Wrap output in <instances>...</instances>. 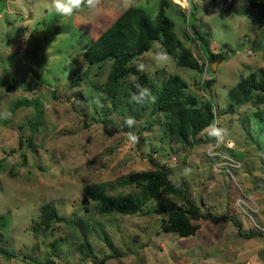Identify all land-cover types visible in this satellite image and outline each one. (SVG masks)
<instances>
[{
    "label": "rangeland",
    "instance_id": "obj_1",
    "mask_svg": "<svg viewBox=\"0 0 264 264\" xmlns=\"http://www.w3.org/2000/svg\"><path fill=\"white\" fill-rule=\"evenodd\" d=\"M160 1L99 0L94 9L63 17L50 0H0V113H11L0 118V264L49 257L57 264H264V112L251 104L224 112L230 89L264 68V9L247 0H189L187 8L169 0L167 15L200 66H178L159 40L135 60L159 81L181 75L200 102L214 99L216 123L226 129L217 155L209 153L215 138L208 128L184 145L152 104L143 110L127 96L115 106L105 89L112 61L90 64L84 56L129 6L154 17ZM193 29L225 57L209 62ZM210 78L208 92L201 83ZM126 117L135 120L131 128ZM150 156L204 212L232 214L240 226L199 220L196 235L180 237L162 228L168 212L185 203L177 196L153 199L132 215H102L83 199L89 183L134 191L119 182L154 169ZM46 202L65 217L51 228L39 223Z\"/></svg>",
    "mask_w": 264,
    "mask_h": 264
},
{
    "label": "trees",
    "instance_id": "obj_2",
    "mask_svg": "<svg viewBox=\"0 0 264 264\" xmlns=\"http://www.w3.org/2000/svg\"><path fill=\"white\" fill-rule=\"evenodd\" d=\"M247 2L253 7L264 9V0ZM168 7L169 1L161 0L156 15L152 17L141 6H129L86 47L84 56L90 64L112 61L105 89L115 106L121 98L138 94L141 88L149 89L155 102L146 99L137 104L143 110L152 104L155 110L163 112L169 134L177 137L184 145L191 146L192 139L216 122L221 114L219 111L215 113L217 106L214 99L207 96L200 102L195 95L187 93L188 84L181 75L174 74L159 81L142 71L141 66L135 63V60L151 49L155 40H159L178 66L190 69L200 66L192 50L178 38L175 21L167 15ZM191 35L209 62L225 57L223 53L213 51L207 38L197 29L191 30ZM131 77L134 79L130 86H125V81ZM214 82V78L202 81V89L211 91ZM229 96L231 101L224 112H235L237 107L246 104L264 112V68L250 72L230 89ZM150 160L154 169L133 171L119 182L125 187L135 186L134 191L117 192L118 185L115 182L89 183L83 190V199L97 203V212L102 215H132L141 212L153 199L166 195L177 196L185 203L168 212V217L162 220V228L165 232H175L180 237L196 235L200 229L199 220H213L217 223L233 221L240 226V221L232 214L213 215L204 212L202 206L188 195L184 184L176 183L170 178L164 164L157 162L153 156H150ZM41 210L39 223L45 228H51L53 224L65 220L52 202L44 203ZM253 234L251 232L248 236ZM40 263L57 264L53 257Z\"/></svg>",
    "mask_w": 264,
    "mask_h": 264
},
{
    "label": "clouds",
    "instance_id": "obj_3",
    "mask_svg": "<svg viewBox=\"0 0 264 264\" xmlns=\"http://www.w3.org/2000/svg\"><path fill=\"white\" fill-rule=\"evenodd\" d=\"M99 0H50L48 7L54 12L63 17H71L75 12L80 11L84 8L94 9L97 7ZM175 3L180 4L182 7H189V0H175ZM136 103H143L146 99L149 102H155V97L151 95L149 89L141 88L139 89L138 94L134 93L131 97ZM11 115L10 112L4 110L3 113H0V118H7ZM125 124L131 128L135 124V120L132 117L125 118ZM208 134L216 139L217 142H222L226 134V129L217 126L216 122L208 125ZM127 140L130 143H136L138 137L132 133H126ZM190 170H185L188 172Z\"/></svg>",
    "mask_w": 264,
    "mask_h": 264
},
{
    "label": "built area",
    "instance_id": "obj_4",
    "mask_svg": "<svg viewBox=\"0 0 264 264\" xmlns=\"http://www.w3.org/2000/svg\"><path fill=\"white\" fill-rule=\"evenodd\" d=\"M232 0H227V3H231ZM215 113H217V109L215 108ZM216 121H217V118H216ZM218 126V124H217ZM219 127V126H218ZM221 142H217L216 139L213 141V144H212V147L209 148V153L210 154H219V152L217 151V148L218 146L220 145ZM229 146H233V145H230V143H228Z\"/></svg>",
    "mask_w": 264,
    "mask_h": 264
},
{
    "label": "crops",
    "instance_id": "obj_5",
    "mask_svg": "<svg viewBox=\"0 0 264 264\" xmlns=\"http://www.w3.org/2000/svg\"><path fill=\"white\" fill-rule=\"evenodd\" d=\"M131 1V0H130ZM167 1H169V0H167ZM160 3V2H159ZM169 4H170V1H169ZM171 6V5H170ZM179 8V7H178Z\"/></svg>",
    "mask_w": 264,
    "mask_h": 264
},
{
    "label": "water",
    "instance_id": "obj_6",
    "mask_svg": "<svg viewBox=\"0 0 264 264\" xmlns=\"http://www.w3.org/2000/svg\"><path fill=\"white\" fill-rule=\"evenodd\" d=\"M213 67H214V64H213Z\"/></svg>",
    "mask_w": 264,
    "mask_h": 264
}]
</instances>
